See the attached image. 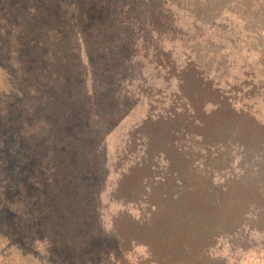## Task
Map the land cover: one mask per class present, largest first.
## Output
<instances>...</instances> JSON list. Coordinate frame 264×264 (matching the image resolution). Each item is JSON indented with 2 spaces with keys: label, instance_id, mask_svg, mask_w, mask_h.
<instances>
[{
  "label": "trees",
  "instance_id": "16d2710c",
  "mask_svg": "<svg viewBox=\"0 0 264 264\" xmlns=\"http://www.w3.org/2000/svg\"><path fill=\"white\" fill-rule=\"evenodd\" d=\"M131 11L121 6L102 33L115 25L133 45L113 81L146 107L102 116L107 133L127 114L98 208L118 205L114 246L104 243L97 264H264V0H147Z\"/></svg>",
  "mask_w": 264,
  "mask_h": 264
},
{
  "label": "rangeland",
  "instance_id": "374dc122",
  "mask_svg": "<svg viewBox=\"0 0 264 264\" xmlns=\"http://www.w3.org/2000/svg\"><path fill=\"white\" fill-rule=\"evenodd\" d=\"M109 1L102 10V0H0V264H97L104 243L114 246L109 219L118 205L98 209L114 178L108 160L127 114L136 107L143 115L146 105L113 81L133 45L115 25L103 36L111 30L103 23L147 0ZM119 104L129 111L106 133L102 116Z\"/></svg>",
  "mask_w": 264,
  "mask_h": 264
},
{
  "label": "water",
  "instance_id": "95a60500",
  "mask_svg": "<svg viewBox=\"0 0 264 264\" xmlns=\"http://www.w3.org/2000/svg\"><path fill=\"white\" fill-rule=\"evenodd\" d=\"M257 123H260L259 121H256ZM226 176V172L225 170L223 171H220V172H215L211 178V182L213 185L215 186H220L221 185V182H222V179L223 177ZM212 250V248H209Z\"/></svg>",
  "mask_w": 264,
  "mask_h": 264
}]
</instances>
